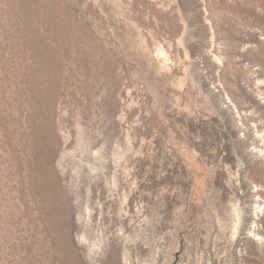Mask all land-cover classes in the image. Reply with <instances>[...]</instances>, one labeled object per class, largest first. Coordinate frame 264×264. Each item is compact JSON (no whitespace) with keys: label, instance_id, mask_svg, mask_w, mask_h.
<instances>
[{"label":"rangeland","instance_id":"1","mask_svg":"<svg viewBox=\"0 0 264 264\" xmlns=\"http://www.w3.org/2000/svg\"><path fill=\"white\" fill-rule=\"evenodd\" d=\"M44 152L68 246L9 225L0 264H264V0H0L14 206Z\"/></svg>","mask_w":264,"mask_h":264},{"label":"bare ground","instance_id":"2","mask_svg":"<svg viewBox=\"0 0 264 264\" xmlns=\"http://www.w3.org/2000/svg\"><path fill=\"white\" fill-rule=\"evenodd\" d=\"M22 162L21 167L23 170L25 163L28 165L32 164L33 167L21 174L18 183H16L15 197L18 200L17 206L9 202L6 191L7 188L11 189L12 186H9L8 181L4 177L0 181V228L5 232H11L12 230L8 229V226H14V230L17 232V240L25 250L22 255L23 258H27L28 255V243L27 241L23 242V234H27L28 229L39 233L38 235H42L39 239V245L42 250L49 249L48 251L50 252L52 251L50 247L54 244L55 248L59 247L61 254L64 255V246H68L66 241L68 240V233H66L65 229L61 230L60 228L61 218H66L67 216L64 185L59 180L61 175L51 169L49 152L38 153L34 161L25 159ZM9 171V168L4 167L1 172L5 175ZM42 173L45 176L44 181L41 185L35 187L34 180H36V177H42ZM14 175L16 174L14 173ZM47 175H51L49 181H47ZM8 177L11 181L13 174H9ZM53 189L57 192L56 196H51V190ZM42 202L45 203L44 205H49L44 212V217L49 220V224L40 220L38 223L35 222L36 217L32 210L38 209Z\"/></svg>","mask_w":264,"mask_h":264}]
</instances>
